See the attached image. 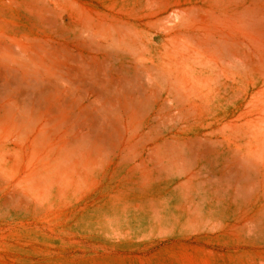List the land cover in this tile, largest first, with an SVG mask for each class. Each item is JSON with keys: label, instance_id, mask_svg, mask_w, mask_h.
<instances>
[{"label": "rangeland", "instance_id": "1", "mask_svg": "<svg viewBox=\"0 0 264 264\" xmlns=\"http://www.w3.org/2000/svg\"><path fill=\"white\" fill-rule=\"evenodd\" d=\"M0 264H264V0H0Z\"/></svg>", "mask_w": 264, "mask_h": 264}]
</instances>
